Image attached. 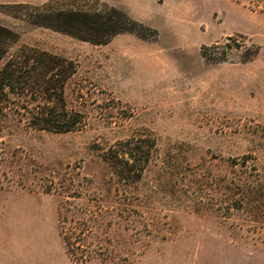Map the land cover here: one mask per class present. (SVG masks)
I'll return each mask as SVG.
<instances>
[{"label":"rangeland","instance_id":"obj_1","mask_svg":"<svg viewBox=\"0 0 264 264\" xmlns=\"http://www.w3.org/2000/svg\"><path fill=\"white\" fill-rule=\"evenodd\" d=\"M50 1L0 0V25L18 36L12 53L30 47L76 64L66 93L85 126L0 132V264H264L260 219L218 207L230 159L264 164V6L91 0L147 36L97 46L31 24L30 7ZM139 136L157 149L142 180L127 184L103 155ZM187 176L214 211H192Z\"/></svg>","mask_w":264,"mask_h":264},{"label":"trees","instance_id":"obj_2","mask_svg":"<svg viewBox=\"0 0 264 264\" xmlns=\"http://www.w3.org/2000/svg\"><path fill=\"white\" fill-rule=\"evenodd\" d=\"M257 6L264 0H254ZM31 24L74 37L93 45L109 44L115 37L135 34L147 36L143 26L125 12L91 0H53L40 7H30ZM264 12V8L261 9ZM17 34L0 25V132L13 127L28 131L68 134L85 126L84 114L70 105L66 88L77 73L76 64L65 57L30 47L11 52ZM4 142L0 140V164L4 161ZM157 144L154 140L135 137L118 142L104 152L108 163L123 182L142 180L153 162ZM227 171L218 182L220 209L230 215L243 211L264 225V164L252 156L230 159ZM184 194L192 201L191 209L200 213L217 206L201 200L203 185L198 178H184ZM205 205V206H203ZM214 211V210H213ZM67 253L76 260L71 240L65 238ZM87 263L92 256H87ZM78 260V259H77Z\"/></svg>","mask_w":264,"mask_h":264}]
</instances>
